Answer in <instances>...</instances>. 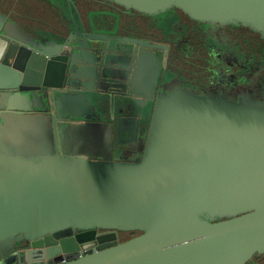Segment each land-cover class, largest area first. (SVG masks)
Segmentation results:
<instances>
[{"label": "water", "instance_id": "95a60500", "mask_svg": "<svg viewBox=\"0 0 264 264\" xmlns=\"http://www.w3.org/2000/svg\"><path fill=\"white\" fill-rule=\"evenodd\" d=\"M110 1L264 35V0ZM104 49L113 57L97 59L86 37L37 40L0 11V264H248L264 254V102L176 87L150 105L138 156L114 159V131L138 118L99 129L89 94L121 80L106 67L127 70L148 104L159 61L139 49L131 70L118 57L127 47L108 39Z\"/></svg>", "mask_w": 264, "mask_h": 264}, {"label": "flooded vegetation", "instance_id": "af4514ba", "mask_svg": "<svg viewBox=\"0 0 264 264\" xmlns=\"http://www.w3.org/2000/svg\"><path fill=\"white\" fill-rule=\"evenodd\" d=\"M21 1L27 6V0H0V11L14 21L17 17L29 20V26L17 22L37 40L63 42L74 36L86 37L97 59L102 56L109 59L113 53L103 50V46L108 39H115L128 48V53L118 56L122 58L119 61L133 62L139 49H150L159 61L148 104L135 99L127 81L131 72L127 70L106 67L104 76L121 80L104 94H89L92 108L86 114L91 120L102 122V127L97 126L99 129H110L112 122L126 117L138 118L136 123L131 122L128 132L114 131V159H120L121 155L125 159L138 156L150 105L176 87L198 94L226 96L234 101L264 102V35L249 25L198 20L177 7L148 14L110 0H29L41 3L48 17L31 13V2L29 13H19ZM133 66L134 62L131 70ZM154 69L155 65L152 72ZM108 231L96 229L97 235ZM131 233L137 231H117V237L121 240ZM248 264H264V254L256 255Z\"/></svg>", "mask_w": 264, "mask_h": 264}, {"label": "rangeland", "instance_id": "374dc122", "mask_svg": "<svg viewBox=\"0 0 264 264\" xmlns=\"http://www.w3.org/2000/svg\"><path fill=\"white\" fill-rule=\"evenodd\" d=\"M29 2H31V4H32L31 13H35L34 15H37V14L40 13V14L46 15L48 17L50 16L49 13L47 12V10H45L44 6L42 7V5H40L41 3L36 2V1H29V0L26 1V3H28V4H29ZM28 4H27V6H24V3L22 4V1H21V3H19L18 9H17L18 12L19 13H22V12L29 13V5ZM26 7H27L28 10L26 9ZM129 236H126L125 238H123L121 240H124V239L128 238Z\"/></svg>", "mask_w": 264, "mask_h": 264}, {"label": "crops", "instance_id": "0c3cea01", "mask_svg": "<svg viewBox=\"0 0 264 264\" xmlns=\"http://www.w3.org/2000/svg\"><path fill=\"white\" fill-rule=\"evenodd\" d=\"M16 19H17V21H19L20 23H22V25L24 24V25H26V26H27V25L29 26V20H27V19H23V18H19V17H17ZM15 21H16V20H15ZM17 21H16V22H17ZM26 21H27V22H26ZM19 22H18V23H19Z\"/></svg>", "mask_w": 264, "mask_h": 264}, {"label": "trees", "instance_id": "16d2710c", "mask_svg": "<svg viewBox=\"0 0 264 264\" xmlns=\"http://www.w3.org/2000/svg\"><path fill=\"white\" fill-rule=\"evenodd\" d=\"M130 232H131V231H130ZM135 234H136V233H135ZM135 234H134V235H135ZM128 236H129V235H128ZM131 236H133V233H131L129 237H131ZM129 237H128V238H129ZM126 239H127V238H126Z\"/></svg>", "mask_w": 264, "mask_h": 264}, {"label": "built area", "instance_id": "2783aa9c", "mask_svg": "<svg viewBox=\"0 0 264 264\" xmlns=\"http://www.w3.org/2000/svg\"><path fill=\"white\" fill-rule=\"evenodd\" d=\"M83 251L81 250V253H82Z\"/></svg>", "mask_w": 264, "mask_h": 264}]
</instances>
